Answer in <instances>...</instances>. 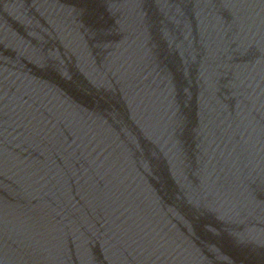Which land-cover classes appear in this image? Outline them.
<instances>
[{
  "label": "water",
  "instance_id": "1",
  "mask_svg": "<svg viewBox=\"0 0 264 264\" xmlns=\"http://www.w3.org/2000/svg\"><path fill=\"white\" fill-rule=\"evenodd\" d=\"M0 264H264V0H0Z\"/></svg>",
  "mask_w": 264,
  "mask_h": 264
}]
</instances>
